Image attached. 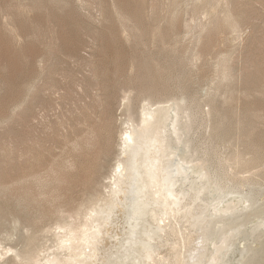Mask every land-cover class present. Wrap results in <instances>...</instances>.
I'll return each instance as SVG.
<instances>
[{
    "label": "rangeland",
    "instance_id": "rangeland-1",
    "mask_svg": "<svg viewBox=\"0 0 264 264\" xmlns=\"http://www.w3.org/2000/svg\"><path fill=\"white\" fill-rule=\"evenodd\" d=\"M174 1L0 0V215L14 239L26 215L22 234L52 246L47 229L102 192L120 105L145 96L187 101L188 155L221 184L253 188L261 208L248 222L264 218V0H209L234 33L205 19L198 29L191 3ZM103 138L104 164L94 159ZM258 236L236 245L248 244L252 264H264Z\"/></svg>",
    "mask_w": 264,
    "mask_h": 264
},
{
    "label": "bare ground",
    "instance_id": "bare-ground-1",
    "mask_svg": "<svg viewBox=\"0 0 264 264\" xmlns=\"http://www.w3.org/2000/svg\"><path fill=\"white\" fill-rule=\"evenodd\" d=\"M187 2L198 29H206L207 22H201L205 19L214 26L226 24L231 33L238 30V23L221 12L219 3L175 0L172 7L177 10ZM120 106L117 149L112 147L115 160L108 174L101 175L105 182H98L102 192H86L85 202L73 216L60 223L56 220L47 229L53 237V245L47 248H35V233L22 234L27 221L24 209L21 223L20 216L13 217L14 225L20 223L16 239L7 231V217L0 215V264H252L257 256L245 244L256 234L264 235V218L248 222L261 208L259 198L253 188L221 184L204 165L206 160L193 158L194 152L188 155L186 133L193 116L187 101H154L145 96L139 104L130 105L128 98ZM106 141L98 142L94 158L103 164L108 162H104ZM101 169L100 174L107 170ZM241 243H245L241 248L236 246Z\"/></svg>",
    "mask_w": 264,
    "mask_h": 264
}]
</instances>
